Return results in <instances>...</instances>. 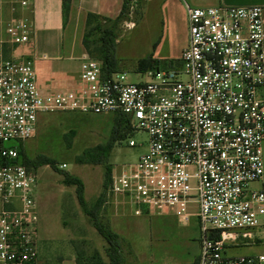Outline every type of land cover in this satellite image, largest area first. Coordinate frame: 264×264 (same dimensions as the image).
<instances>
[{
  "label": "built area",
  "instance_id": "built-area-1",
  "mask_svg": "<svg viewBox=\"0 0 264 264\" xmlns=\"http://www.w3.org/2000/svg\"><path fill=\"white\" fill-rule=\"evenodd\" d=\"M30 6L10 0L11 11ZM185 14L187 46L176 63L136 68L142 80L132 82L85 56L76 84L60 90L39 88L19 52L30 43V17L0 19V143L31 138L42 114L119 115L146 148L112 169L102 209L198 222L194 261L150 264H264V252L227 253L264 243V187H251L264 174L262 8L186 5ZM35 183L15 148L0 150V264H37Z\"/></svg>",
  "mask_w": 264,
  "mask_h": 264
},
{
  "label": "rangeland",
  "instance_id": "rangeland-1",
  "mask_svg": "<svg viewBox=\"0 0 264 264\" xmlns=\"http://www.w3.org/2000/svg\"><path fill=\"white\" fill-rule=\"evenodd\" d=\"M142 5L139 3L119 19H113L116 70L127 73L132 82L142 80L134 73L139 61L152 55L153 65L160 68L170 66L180 58L186 38L188 40V29L184 28L182 15L175 6L169 17L159 10L155 0L149 1L148 6L152 7L146 11H142ZM111 23L101 22L89 40L97 41L101 30L109 28ZM23 48L20 47L19 52L24 53ZM24 54L33 66L39 88L61 89L54 82L52 73L57 63L47 58L38 61L27 51ZM75 81L76 77L70 83ZM114 116L77 112L42 114L38 116L36 131L31 138L23 142L9 140L0 143V150L15 148L20 150L23 160L44 158L52 161L55 167L54 170L49 165L38 168L26 165L36 178L33 197L37 215V264H109L110 259L116 257L95 230L94 218L117 236L116 256L120 264L189 262L198 257L200 234L196 217L183 223L167 211L137 216L130 209L112 215L109 210L94 205L95 197L102 191L105 168L102 164L90 163L92 157L89 155L109 141ZM129 138L136 143L135 147L128 146ZM145 141L143 133L133 136L127 133L116 141L108 158L111 170L134 163L145 151ZM63 164L64 169L61 168ZM62 174L82 182L84 209L77 201L75 186L64 185ZM251 187L262 186L258 182ZM189 210L194 212L193 207ZM261 236L264 238V234ZM263 252L264 243L227 251L228 255Z\"/></svg>",
  "mask_w": 264,
  "mask_h": 264
},
{
  "label": "crops",
  "instance_id": "crops-1",
  "mask_svg": "<svg viewBox=\"0 0 264 264\" xmlns=\"http://www.w3.org/2000/svg\"><path fill=\"white\" fill-rule=\"evenodd\" d=\"M63 0H29V9L11 11L10 0H0V19L3 21L20 16H29L32 24V34L29 45L23 48L30 56L37 57L38 61L47 58L57 63L52 70L54 82L61 89L72 87L77 82L79 64L87 56L83 46V35L88 14L95 15L103 20L117 18L125 5L126 0H70L67 19L64 21L62 12ZM127 0V10L143 3L142 11L149 7L150 0ZM159 10L171 15L173 6L182 15L184 28L187 30L185 6L191 7H250L262 8L264 20V0H155ZM264 30V24H263ZM187 46V38L182 50ZM22 51V52H23ZM24 52V53H25ZM180 52V53H181ZM77 75V76H76ZM76 77V81L73 83ZM46 89V88H43ZM264 93V90H263ZM264 164V143H263ZM259 184L264 186V174ZM102 192V191H101ZM101 192L95 197H99ZM85 201V200H84ZM37 235V233H36Z\"/></svg>",
  "mask_w": 264,
  "mask_h": 264
},
{
  "label": "trees",
  "instance_id": "trees-1",
  "mask_svg": "<svg viewBox=\"0 0 264 264\" xmlns=\"http://www.w3.org/2000/svg\"><path fill=\"white\" fill-rule=\"evenodd\" d=\"M70 0H63L62 1V12H63V19L64 21L67 19L68 10H69ZM127 11V0L125 5L123 6L119 16L114 19H119L124 13ZM101 22L111 23L109 28L103 29L100 32L99 39L97 41H90V36L92 32L96 31V29L100 28ZM94 26L92 29H89L90 26ZM115 41H116V27L113 25V20H103L95 15L88 14L86 19V26L83 35V46L87 56L91 59L98 61L101 64L102 71L105 73H112L116 71V62H115ZM152 55L148 56L147 58L139 61L137 65V69L145 70L152 66ZM115 124L113 126V130L111 132V136L109 141L103 147L95 148L91 154L89 155L92 157L90 163L93 164H102L105 168L104 173V180L102 183V192L95 201V206L98 208L102 207L103 203V194L104 191L109 183L110 175H111V168L108 164L109 153L113 149V145L116 141L123 138L125 134L132 135L131 129L129 124L119 115L114 116ZM19 157L21 156L20 150H18ZM76 161L80 163V158H77ZM20 162L27 167L26 165L32 166V168H38L43 165H49L52 169L55 170L54 164L52 161L40 158L34 161H27L23 160L21 156ZM63 176V184L64 185H73L76 188V197L79 205L84 209L85 208V201L83 199V185L79 179L73 178L68 174H62ZM93 226L97 233L104 239L107 243L109 250L112 252V255H115L116 258H111L109 264H120L117 254V236L113 234L107 227L101 223L97 218L93 219ZM98 264H102L99 262Z\"/></svg>",
  "mask_w": 264,
  "mask_h": 264
}]
</instances>
